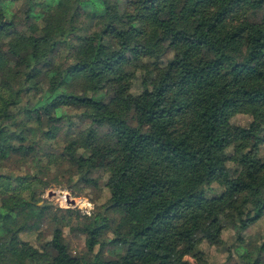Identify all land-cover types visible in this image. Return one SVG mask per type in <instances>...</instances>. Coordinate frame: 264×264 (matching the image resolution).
Masks as SVG:
<instances>
[{"label":"trees","instance_id":"16d2710c","mask_svg":"<svg viewBox=\"0 0 264 264\" xmlns=\"http://www.w3.org/2000/svg\"><path fill=\"white\" fill-rule=\"evenodd\" d=\"M104 141L66 222L44 193L99 188ZM262 216L264 0H0V264H264Z\"/></svg>","mask_w":264,"mask_h":264},{"label":"rangeland","instance_id":"374dc122","mask_svg":"<svg viewBox=\"0 0 264 264\" xmlns=\"http://www.w3.org/2000/svg\"><path fill=\"white\" fill-rule=\"evenodd\" d=\"M86 21L87 16L82 17L79 23L82 24ZM146 23L149 29V41H154L159 35L160 23L159 21L152 19H147ZM247 121L248 118L246 116L237 117V122L239 123H247ZM120 155L121 152L114 143H108L107 141H104L102 146H100L96 150L97 169L95 171V177L98 179V183L100 186L99 188H91L85 186L75 188L68 186L67 182H64L63 185L52 184L49 188L46 189L44 197L62 208L61 214L64 215L66 222H70L73 219L78 209L82 210L86 214H91L93 211H95V209H97V207H101V205H103V203L107 201L108 192L104 186L103 177L104 174L108 173L109 171H116L119 168L118 158ZM13 161H15V159H13ZM13 161L9 163V165L11 166L9 168L16 169L15 167H18L17 162ZM61 191L64 193H68L70 195V199L75 200V204H70L69 202H67V199L64 196L60 195ZM115 215V221L120 220L121 215L118 213H116ZM128 230L129 227L124 225L123 228H120L119 230L118 228H114L113 233L119 231L126 234ZM65 231L66 233H69L70 229L68 225H65ZM249 231L252 233L264 232V216L257 220L251 226ZM230 236V232H226L224 234V237L226 239H229ZM68 237L73 243L72 245L75 249V252H78L83 246V240L81 238H75L71 234H68ZM27 238H29V236H27ZM32 238L33 237H31V240L32 242H34L35 239ZM204 249L207 253L208 262L213 264H224L223 256L219 248L206 243L204 244ZM187 258L193 261L192 257L188 256Z\"/></svg>","mask_w":264,"mask_h":264},{"label":"water","instance_id":"95a60500","mask_svg":"<svg viewBox=\"0 0 264 264\" xmlns=\"http://www.w3.org/2000/svg\"><path fill=\"white\" fill-rule=\"evenodd\" d=\"M51 194V192H50ZM53 194V192H52ZM60 195L64 196L67 199V202H69L70 204H75V200L74 199H70V195L68 193H64V192H60Z\"/></svg>","mask_w":264,"mask_h":264}]
</instances>
